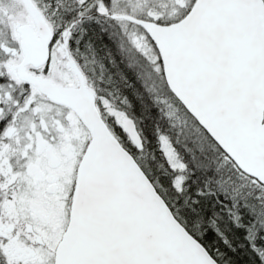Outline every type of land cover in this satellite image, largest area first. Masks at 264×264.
I'll list each match as a JSON object with an SVG mask.
<instances>
[{"label":"snow or ice","instance_id":"snow-or-ice-1","mask_svg":"<svg viewBox=\"0 0 264 264\" xmlns=\"http://www.w3.org/2000/svg\"><path fill=\"white\" fill-rule=\"evenodd\" d=\"M0 264H264V0H0Z\"/></svg>","mask_w":264,"mask_h":264},{"label":"trees","instance_id":"trees-1","mask_svg":"<svg viewBox=\"0 0 264 264\" xmlns=\"http://www.w3.org/2000/svg\"><path fill=\"white\" fill-rule=\"evenodd\" d=\"M128 76H129L130 79H134V77H133V75H132V73H131L130 71L128 72ZM129 94H130V93H129ZM138 110H139V109L137 108V111H138Z\"/></svg>","mask_w":264,"mask_h":264}]
</instances>
